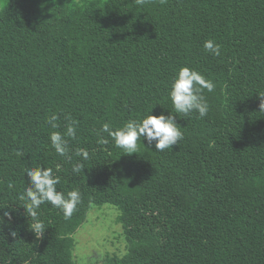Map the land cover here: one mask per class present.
Here are the masks:
<instances>
[{
  "label": "trees",
  "instance_id": "1",
  "mask_svg": "<svg viewBox=\"0 0 264 264\" xmlns=\"http://www.w3.org/2000/svg\"><path fill=\"white\" fill-rule=\"evenodd\" d=\"M0 4V264H79L75 234L105 205L128 247L103 264H264V0ZM185 66L215 84L201 93L208 115H177L184 138L163 152L142 137L137 153L116 148L103 124L174 113L169 91ZM40 167L80 202L67 219L42 204L37 236L19 197Z\"/></svg>",
  "mask_w": 264,
  "mask_h": 264
},
{
  "label": "clouds",
  "instance_id": "2",
  "mask_svg": "<svg viewBox=\"0 0 264 264\" xmlns=\"http://www.w3.org/2000/svg\"><path fill=\"white\" fill-rule=\"evenodd\" d=\"M138 5L146 3V0H136ZM203 48L207 53L213 56L221 54V46L213 40H207L203 44ZM206 89L209 93L215 90V84L208 79H205L199 72L182 67L175 76L169 91V97L174 109L172 114L159 116L147 115L142 120H131L123 127L112 130L108 123H104L102 131L107 133L113 140L116 148L122 149L124 152L134 154L138 152V140L142 137L143 141L151 145L155 142L157 152H163L165 149L172 148L173 145L181 142L184 138L183 133L176 123V116L183 115L185 117L192 113H198L199 118L203 119L209 113L210 107L201 94L202 90ZM261 97L260 111L264 112V94H259ZM57 117L51 116L49 123L52 127L55 124ZM75 121H72L66 130L68 137L75 138ZM50 142L55 152L60 156L67 154L68 144L64 136L59 132L50 134ZM99 144L108 143L107 139L100 138ZM76 155L87 160L89 153L84 149H79ZM82 163L73 165V172L79 173L83 170ZM30 179L31 186L26 187L25 192L20 195L19 199L24 202L23 206L26 209L28 216L31 217L33 223L31 229L39 236L44 231L43 223L38 220L37 210L42 204L49 203L58 208L64 217L70 218L80 202V193L78 191H70L67 196L62 192H58L56 185L59 182L53 176L50 168H34L26 172ZM11 187V185H10Z\"/></svg>",
  "mask_w": 264,
  "mask_h": 264
},
{
  "label": "rangeland",
  "instance_id": "3",
  "mask_svg": "<svg viewBox=\"0 0 264 264\" xmlns=\"http://www.w3.org/2000/svg\"><path fill=\"white\" fill-rule=\"evenodd\" d=\"M118 212L111 205L94 207L89 212L87 221L75 234V259L79 264H103L106 255L127 252L128 243L117 223Z\"/></svg>",
  "mask_w": 264,
  "mask_h": 264
}]
</instances>
